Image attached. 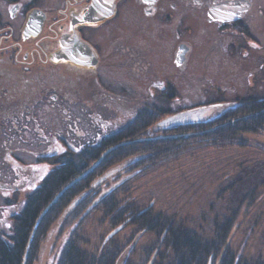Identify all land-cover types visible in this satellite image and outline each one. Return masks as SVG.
<instances>
[{"label": "rangeland", "instance_id": "obj_1", "mask_svg": "<svg viewBox=\"0 0 264 264\" xmlns=\"http://www.w3.org/2000/svg\"><path fill=\"white\" fill-rule=\"evenodd\" d=\"M58 1L46 0L45 3H48L50 8H54L52 6H58ZM254 1V7L245 19V23L252 33L248 42L244 35H240L239 40L230 32L219 33L216 25L208 23L206 15L200 11L190 10L187 7L189 9L187 14L184 15L182 11L177 15V18H184L186 25L193 28L192 34L185 36L186 41L194 47L192 59L188 63L186 73L176 71V75L173 77L177 85V94H172V97L167 99L164 95L153 96L147 93L142 96L144 97V106L138 110L129 111L132 114L145 110L158 113L157 116L151 115L152 123L149 126V135L138 139V142L158 141L171 138V136L199 137L206 134L207 131L178 135L174 134V131L163 133L158 125L181 114L193 113L197 109H205L207 112L209 107L218 108L219 106L218 109L223 110L228 107H236L247 98H264V0ZM122 6H125L126 12L120 19L113 22L110 32H104L101 35L102 38L98 39L102 44L106 43L107 60L109 62L116 61V63H111L113 66H110L109 69L105 67L101 71L105 75L106 73L110 75V78L107 77L110 81H114L113 72L118 71V73L127 75L128 72L125 69L121 70L122 68L117 66L121 65V56L112 57L114 56L112 40L124 32L125 36L128 35L132 41L139 45H141L140 39H142L143 49L147 50L149 46L155 47L149 53L148 58L153 62L152 74L154 75L143 77L137 83V88L145 89V92H148V87L152 85L153 80L157 82L162 80L161 75L164 70L172 72L175 70L174 67L172 68L171 59L172 46L177 40L172 34V26L160 24L157 19L148 20L140 15L137 17L133 13L137 9L135 5L129 8L127 2H124ZM260 9L263 10L262 14L259 13ZM158 24L160 25L158 26ZM244 44L245 46H243ZM232 45H234V49L230 51ZM77 83L78 79L73 76L65 81V85H70L68 91L65 92V94L69 92V99L76 96L73 88ZM87 83L88 79H86ZM44 106L39 103L37 109L41 108V110L37 113L44 124L42 129L45 137L57 134L68 136L69 127L58 119L62 111H59L60 114H58L52 106L47 107V104ZM101 111L104 114L107 109ZM213 112L215 111L211 113ZM114 113L112 111L109 113L112 115L103 116L113 118ZM53 114L57 115V118L54 119L56 123L51 119ZM130 119L128 114L126 119L116 120V122L119 126H124L125 120L129 122ZM81 128L89 135H70L68 137L70 145L78 147L87 143L93 144L96 141L91 139L102 133L98 128L95 130L90 127H79V129ZM72 129L79 130L77 127H72ZM36 134L34 132V135ZM45 137L44 140L36 136L32 137V143L29 146L32 150L31 161L34 160L33 163H38L42 156L46 157L44 171L36 172H40L38 180L58 167L59 164H55L57 159L53 158L58 151L69 150L66 143L45 142ZM242 138H244L243 145L238 144L237 146L213 145L206 140L197 141L195 139L196 144L187 145V148L180 149L179 153L162 159L147 170L127 173L128 178L121 185L122 187L120 186L123 192L117 194L116 199L123 202L127 198H132L138 210L153 208L152 212L173 218L176 225L191 229L203 239H214L215 230L220 229V224L233 220L235 221L233 227L226 226V228H231V232L224 251L229 246L231 251L243 262L264 260V133L246 134ZM132 142L135 141L125 143ZM109 172L111 171L109 170ZM113 174L110 173L109 176ZM39 182L32 181V188ZM105 182L106 179L101 181V183ZM23 198L24 196H20V201ZM22 204V201L18 203V214L23 210ZM100 218L99 213H93L82 227L81 235L89 242L87 248L89 251L93 248L97 249L103 238L107 239L113 232L107 225H100ZM64 220L60 218V221L52 227L45 241L41 242L34 264H57L61 245L68 235V230L61 234ZM67 221L69 220L67 219ZM121 226L123 229L114 239H129L133 235L135 227ZM4 229L5 233L12 234L13 222L10 221L6 227H1L0 232L4 233ZM155 239L154 234L138 237L133 245L132 251L134 252L131 253V250L127 249L118 264H123L124 261L127 264L138 262L143 247L152 244ZM154 260L155 255L150 264Z\"/></svg>", "mask_w": 264, "mask_h": 264}, {"label": "flooded vegetation", "instance_id": "obj_2", "mask_svg": "<svg viewBox=\"0 0 264 264\" xmlns=\"http://www.w3.org/2000/svg\"><path fill=\"white\" fill-rule=\"evenodd\" d=\"M45 2L46 0H0V228L6 227L10 221L14 222L19 215L18 203L22 201L24 208L28 197L42 186L44 179L52 172L38 180L40 172H36L44 171L46 157H40L38 163L31 161V138L36 136L44 140L45 137L42 129L44 124L37 113L41 110L37 109L39 103L52 106L58 114L62 111L58 119L69 127L66 137L58 134L45 137V142L66 143L68 146L69 150L58 151L53 158L58 160L67 155L80 154L87 146L96 145L116 135L133 122L140 112H130L144 106L142 96L145 94L164 95L167 99L172 94H177L173 77L176 71L187 72L194 52V47L185 39L186 35L192 34L193 28L186 25L184 18H177L179 13L183 11L184 15L187 14V7L200 11L206 15L208 23L216 25L219 33L230 32L239 40L240 35H244L248 42L252 33L245 19L255 1L59 0L58 6H52L54 8H50ZM124 2H127L129 8L136 6L133 13L137 17L140 15L148 20L157 19L160 24L172 26V34L177 40L172 46L171 59L175 70H164L162 80H153L148 92L137 88V83L143 77L154 75L153 62L148 58L155 47L143 49L142 39L139 45L128 35L125 36L124 32L112 40V57L121 56V65L117 66L128 73L113 72L115 78L110 81L107 78L110 75L102 72L116 61L107 60L106 43L103 45L98 39L102 38L104 32H110L113 22L126 12V5L122 6ZM244 4L249 9L242 17H237L240 6ZM262 11L260 9L259 13L262 14ZM233 49L234 45L229 50ZM72 76L78 79V83L73 88L76 96L69 99V92H65L70 85H65V81ZM102 109H107L106 113L103 114ZM112 111L116 117L103 116L112 115L109 114ZM128 114L130 121L125 120V125L119 126L116 120L126 119ZM56 118L57 115L53 114L51 119L54 123ZM184 122L185 120L178 124L161 123L158 128L171 129ZM72 127L98 128L102 133L98 132L97 137L91 139L95 143L76 147L69 144L68 137L72 134L88 136L89 133L82 128L73 130ZM34 132L37 134L34 135ZM115 172L111 170L104 176L110 173L115 175ZM114 175L109 176L105 183H96L104 176L96 180L94 186H102L101 193L98 198L91 199L86 204L90 207L100 204L102 197L110 195L115 187L123 185L128 178L127 173L121 171ZM32 181L39 183L32 188ZM20 196H24L21 201ZM9 235L11 234L5 233V229L4 233L0 232V237Z\"/></svg>", "mask_w": 264, "mask_h": 264}, {"label": "trees", "instance_id": "obj_3", "mask_svg": "<svg viewBox=\"0 0 264 264\" xmlns=\"http://www.w3.org/2000/svg\"><path fill=\"white\" fill-rule=\"evenodd\" d=\"M216 109L209 108L207 112L205 109H197L183 124L171 129L160 128L163 133L174 131L178 135L207 131L199 137L172 136L158 141L138 142V139L149 135L151 115L158 114L145 110L116 135L96 145L87 146L80 154L56 160L58 167L48 175L42 187L28 197L22 212L15 218L12 234L0 237V264H23L28 247L26 264H34L41 242L45 241L60 218L65 219L61 234L68 230V235L61 245L57 264H117L127 249L134 252L135 241L146 234H154L155 241L143 247L138 262L130 264H150L154 255L152 264H264L263 259L243 262L229 246L224 251L230 239L229 227L235 223L233 220L221 223L220 229L215 230L214 239H203L191 229L176 225L173 218L152 212L153 208L138 210L132 198L118 201L116 195L123 192L122 186L115 187L110 195L102 197L100 204L94 207L86 204L98 198L102 186L95 187L94 183L109 170L117 173L145 171L162 159L179 153L187 145L196 144L195 139L206 140L213 145L237 146L243 145L242 137L246 134L264 133V98H248L234 108ZM196 114L199 116L195 117ZM129 141L135 142L122 144ZM115 146L118 147L109 152L92 172L67 189L52 205L42 218L29 246L39 216L53 199ZM96 212L101 216L100 225H107L110 231L121 225L132 226L135 227L133 235L127 240L114 239L120 233L109 240L104 237L97 249L89 251V242L81 235V230L87 219Z\"/></svg>", "mask_w": 264, "mask_h": 264}, {"label": "water", "instance_id": "obj_4", "mask_svg": "<svg viewBox=\"0 0 264 264\" xmlns=\"http://www.w3.org/2000/svg\"><path fill=\"white\" fill-rule=\"evenodd\" d=\"M115 8V6H114ZM249 9V6L244 4L242 6H240V12H239V15H237V17H242L243 16V13L245 11H247ZM231 11H233V9H231ZM193 113L191 112H188V113H184V114H181L177 117H174V118H171L170 120L166 121L165 123H172V124H175V123H180L186 119H189L191 116H192ZM165 123H162V124H165ZM172 137V136H171ZM173 137H178V136H173ZM122 144H126V143H122ZM120 144V145H122ZM118 145V146H120ZM118 146H115V147H112L110 148L108 151H106L102 156L101 158L87 171L85 172L83 175H81L80 177H78L76 180H74L71 184H69L66 188H64L54 199L53 201L49 204V206L42 212V214L39 216L36 224H35V227L33 229V232L31 234V237L29 239V246L31 244V242L33 241V238L36 234V230L42 220V218L44 217V215L48 212V210L52 207V205H54L58 199L64 194V192L67 191V189H69L70 187H72V185H74L76 182L80 181L81 179H83L86 175H88L90 172H92L99 164L100 162L103 160V158L109 153L111 152L112 150H114L116 147ZM110 174L104 176L103 178H101L97 183H101V181L107 179L109 177ZM123 229V226H120L119 228L115 229L109 236H108V240L113 237L114 235H116L119 231H121ZM29 251V247L27 248V252H26V255H25V258H24V263L23 264H26V261H27V253Z\"/></svg>", "mask_w": 264, "mask_h": 264}]
</instances>
